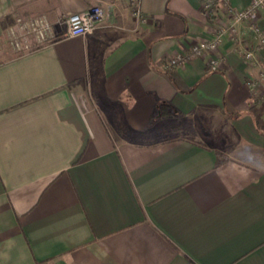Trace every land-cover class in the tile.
<instances>
[{
    "label": "crops",
    "instance_id": "crops-1",
    "mask_svg": "<svg viewBox=\"0 0 264 264\" xmlns=\"http://www.w3.org/2000/svg\"><path fill=\"white\" fill-rule=\"evenodd\" d=\"M95 4L108 17L65 36L64 16ZM142 10L0 0V264H264V7L237 22L223 0L214 18L202 0ZM17 16L56 38L16 53ZM216 27L217 69L210 53L165 68ZM182 122L199 140L167 136Z\"/></svg>",
    "mask_w": 264,
    "mask_h": 264
},
{
    "label": "built area",
    "instance_id": "built-area-1",
    "mask_svg": "<svg viewBox=\"0 0 264 264\" xmlns=\"http://www.w3.org/2000/svg\"><path fill=\"white\" fill-rule=\"evenodd\" d=\"M131 11L137 21L143 22L147 17L142 10V0H129ZM228 13L233 21H244L251 19L255 11L264 7V0H254L251 5L243 9H234L229 0H223ZM202 9L209 18H214L216 14V0H202ZM108 17L107 10L100 4H95L86 10L67 14L62 19L66 26L65 36L73 37L78 35H87L92 33L98 24L102 23ZM251 28L261 35L260 29L256 24L251 23ZM234 28V26H230ZM57 36L54 24L44 16L35 17H15L14 22L9 25L6 31L5 41L19 54L33 50L36 47L43 46L53 41ZM224 37V30L216 27L214 35L209 39H204L193 43L189 49L180 51L172 56L164 64L165 68L174 67L184 63L194 57L211 54L210 67L215 70L220 65V57L215 53L220 47ZM264 44V38H262ZM248 58L253 57V53H246ZM36 264H49L47 262H38Z\"/></svg>",
    "mask_w": 264,
    "mask_h": 264
},
{
    "label": "trees",
    "instance_id": "trees-1",
    "mask_svg": "<svg viewBox=\"0 0 264 264\" xmlns=\"http://www.w3.org/2000/svg\"><path fill=\"white\" fill-rule=\"evenodd\" d=\"M159 116H165V117H168V116H171L173 115V112L170 110V105L168 104H161L158 106V109H157V112H156ZM256 126L257 128L260 130V131H263L264 130V123L260 120H256ZM185 125H184V122L178 124L176 126V128H179V130H182L184 129Z\"/></svg>",
    "mask_w": 264,
    "mask_h": 264
},
{
    "label": "rangeland",
    "instance_id": "rangeland-1",
    "mask_svg": "<svg viewBox=\"0 0 264 264\" xmlns=\"http://www.w3.org/2000/svg\"><path fill=\"white\" fill-rule=\"evenodd\" d=\"M8 54H11L10 51H7ZM6 53V54H7ZM14 54V53H13ZM188 125V126H187ZM190 126V124H185V128L187 129L188 127ZM184 129V131H180V132H177V133H167V136L168 137H175V136H188L189 138H192V139H196V140H199L198 137H196L194 134H192L191 132H189L190 127L189 129Z\"/></svg>",
    "mask_w": 264,
    "mask_h": 264
}]
</instances>
